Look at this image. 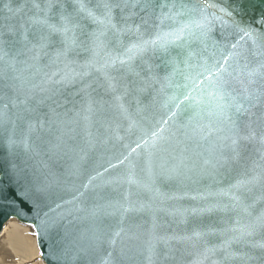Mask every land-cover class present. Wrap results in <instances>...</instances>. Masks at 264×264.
Masks as SVG:
<instances>
[{"label":"water","instance_id":"water-1","mask_svg":"<svg viewBox=\"0 0 264 264\" xmlns=\"http://www.w3.org/2000/svg\"><path fill=\"white\" fill-rule=\"evenodd\" d=\"M207 2L218 7L202 12L205 0H152L147 14L140 12L132 22L140 24L141 16L147 21L138 32L93 36L95 25L87 24L85 34L78 29L76 44L66 50L59 37L45 48L33 47L40 43L34 33L43 30L30 18L38 14L33 5L43 6V0H0V32L16 41L0 44V56L7 52L0 59V87L11 86L0 91L6 94L0 108L15 103L6 110L15 126L9 124L3 135L28 142L31 151L22 152L21 158L50 186L55 204H60L56 211L64 216L58 235H49L30 212L17 214L0 205V264H260L247 260L261 251L248 243L220 249L208 259L204 250L238 235L250 219L234 206L233 193L246 204L257 199V213L264 206V180L249 185L250 194L231 188L238 180L264 176V144L259 139L240 141L238 155L234 153L225 115L231 117L235 109L221 111L228 93L242 92L238 80L247 83V71L261 58L251 54V42L240 40L242 33L232 27H225L221 38L218 21H213L211 39L201 43L194 22L204 15L221 16L219 7H224L237 21L252 23L264 12V0ZM157 36L155 47L119 63L130 55L128 46ZM110 58H118L116 65L102 67ZM220 65L227 71L217 75ZM253 79L249 90L264 91V75ZM221 80L227 83L216 87ZM45 97L50 99L43 106L36 103ZM189 103L198 113L191 121L184 112ZM50 108L59 115L53 116ZM49 119L57 123L47 131L29 132L30 123ZM246 120L241 116L237 121L242 132ZM256 131L259 136L260 129ZM6 152L0 148V154ZM221 156L228 157L224 167L216 163ZM98 205L108 211L120 205L136 210L121 223L119 213L92 218L90 212ZM208 208L213 210L201 211ZM121 228L114 249L105 245L95 250V235L110 236ZM65 231L66 238L57 245L54 237L58 240ZM196 232L203 235L196 237ZM249 239L264 241V233ZM149 245L154 246L151 254Z\"/></svg>","mask_w":264,"mask_h":264},{"label":"snow or ice","instance_id":"snow-or-ice-1","mask_svg":"<svg viewBox=\"0 0 264 264\" xmlns=\"http://www.w3.org/2000/svg\"><path fill=\"white\" fill-rule=\"evenodd\" d=\"M33 7L37 9V15L31 17L32 24L39 25L43 30L39 33H34L36 39L40 41L39 45H33V47L45 48L50 44L56 43V37H59V43L65 46L66 50H70V46L76 44V31L79 29L80 33L85 34L87 24L95 25V29L90 35L95 36L97 33L103 36L108 31H112L114 34L119 35L122 33L138 32L141 24H147V21L141 16L140 24H133L134 18L139 16L140 12L147 14V11L153 7L152 0H43V6L41 4H34ZM218 5L210 4L205 0L202 6V12L208 8H217ZM139 8V11L136 9ZM55 9V11H53ZM219 11L223 14L210 19L207 15H204L198 22H194L197 29H200L199 36L196 37L198 41L204 43L205 40L211 39L209 35L213 29V21H218L221 25L220 35L224 38L225 33L223 29L225 27H232L236 33H242L240 40L251 42L253 56H258L261 61L257 63L255 69L247 71L248 77L247 83L244 80H238L242 87V92L232 95L228 93V99L224 102L221 111L224 109H235L232 116L225 115V119L231 124L233 138L231 139L232 151L238 155L236 151L240 141H253L259 139L261 144H264V91H259L258 94L255 90L250 91L249 87L255 84L253 77L256 75H264V12H261L259 18L255 19L252 23H244L237 21L233 12L228 8L219 7ZM42 13V15L40 14ZM224 17H228L225 19ZM87 22V23H86ZM119 25V26H118ZM255 25V26H254ZM188 27V25H185ZM11 31V30H9ZM183 31V29H181ZM25 39L27 37L25 36ZM160 40L157 36L153 39H141L136 43L131 44L125 49L127 60L119 58V63L124 65L128 60H132L136 55L146 52L149 47H155ZM246 41V42H247ZM15 40H9L5 38V33L0 32V44L9 45L15 44ZM239 43V42H238ZM163 47V45H161ZM233 49L237 48V44H232ZM2 51V49H0ZM66 54V53H65ZM7 52H3V56H6ZM229 55H240L239 53H229ZM0 56V59L3 58ZM37 59L39 56L36 57ZM118 58H110L105 61L102 67H114ZM227 61L228 57L224 58ZM247 68V65H245ZM99 70V69H98ZM216 74L219 75L222 71H227L224 65H220L216 68ZM55 75V74H54ZM139 75V73H137ZM211 75V74H210ZM231 75V74H229ZM239 75V74H238ZM66 78L62 77V80ZM61 81H57L59 83ZM227 81L221 80L216 85L218 88H223ZM11 87L9 85H3L2 88ZM187 87V85H185ZM193 88L198 89V82L193 83ZM44 91V89H41ZM219 98L224 100V94L218 93ZM6 94L0 95V101L5 99ZM44 99L36 100L38 105L43 106L45 104ZM184 100L188 101L189 96H184ZM24 101H22L23 103ZM246 102V103H245ZM10 103L15 106L14 102L4 103L0 108V148H6V154H0V205H6L16 210L17 214H27L28 212L39 221V227L42 232L53 235H58V229L62 227L61 221L64 220V216L57 213V209L60 208V204H55L52 198V192L50 186L44 182H41L36 178L34 173L30 170L26 160L21 158V153H27L31 151V146L27 141H18L11 135L6 138L3 135L7 132V126L15 122L12 121L6 110L9 109ZM55 103V102H54ZM59 107V105H57ZM179 107V105H177ZM53 116H58L55 108H50ZM184 112L187 119L191 121L194 115L198 113L194 112V106L189 103L186 105ZM239 114V115H237ZM241 116H246L247 120L242 121L246 132L241 131L240 120ZM55 119L39 120L35 124H29V132L47 131L51 128L52 124H56ZM48 126L46 129L45 126ZM256 129H260V134L257 136ZM162 131V129H161ZM153 137L157 138V134L153 133ZM37 139H40L38 136ZM264 159V157H262ZM209 163V161H205ZM220 167H224L228 163V157L221 156L216 162ZM215 166V165H214ZM264 180V176L260 174L254 175L248 179L238 180L235 184L231 185L232 189L240 190L244 189L247 193L252 192V188L249 185H256ZM134 182V181H130ZM87 187V185L85 186ZM264 199V198H260ZM232 200L235 202V207H241L250 218L248 222L240 227L238 235H234L227 240H224L219 246H213L211 248L205 247L204 259H208L209 254H214L220 249H230L233 244L248 243L253 248L260 249L259 255L247 256V260H259L260 264H264V241H258L252 243L249 239L260 233H264V206L260 211L256 212L257 199H253L251 204H246L240 196L233 193ZM55 204V207H53ZM26 206V208H25ZM111 207V206H109ZM132 206L120 205L114 208L113 211H108L105 205H98L90 212V216L94 219H99L101 216L115 217L120 214V222H123L124 216L127 213L135 211ZM212 208L201 209V211H212ZM193 211H196L193 209ZM123 228L115 231L112 235L102 233L94 236L95 250L99 251L103 246L107 245L114 249L117 244V238L121 237ZM235 231V229H233ZM40 234V233H38ZM194 236L200 237L203 234L196 232ZM67 236L65 231L64 236H61L58 240L54 237V242L58 245L64 241ZM183 239H191V237H183ZM154 246L149 245L150 254L153 252ZM66 254V253H65ZM240 255L239 253H229V256ZM112 256V252H108V257ZM107 264V261L105 262Z\"/></svg>","mask_w":264,"mask_h":264}]
</instances>
